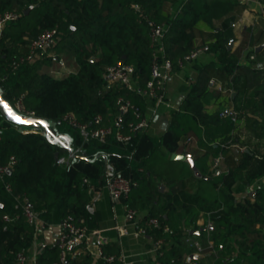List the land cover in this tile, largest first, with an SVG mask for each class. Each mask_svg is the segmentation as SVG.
Masks as SVG:
<instances>
[{
    "label": "trees",
    "instance_id": "obj_1",
    "mask_svg": "<svg viewBox=\"0 0 264 264\" xmlns=\"http://www.w3.org/2000/svg\"><path fill=\"white\" fill-rule=\"evenodd\" d=\"M16 5L20 16L7 22L0 34L3 95L13 105L22 96L25 108L35 115L60 121L58 129L73 136L80 156L68 164L58 163L55 152L68 156L66 149L47 140L39 129L19 131L20 126L4 119L0 112V162L7 164L12 155L16 158L9 167L11 172L0 177V201L4 203L0 206V264H15L16 253L27 251L33 243L35 226L22 213L25 198L46 225L69 215L83 225L92 204L89 185L83 180L88 177L93 184L104 183L108 171L137 179V186L126 199L127 206L137 210L155 198L158 178L166 175L181 180L180 192L173 187L174 195L182 194V205L187 210L180 224L172 215L171 201L154 202L149 211L148 217L157 216L170 228H148L156 240H164L158 249L160 264H192L193 260L197 264H264V180L259 182L253 200L237 199L234 193L264 177V150L246 148L236 152L232 146L240 141L234 132L240 121L264 140V68H260L264 47L256 50L264 30L261 27L254 33L246 28L236 49L228 48L231 36L226 26L238 19L245 4L241 0H0L1 11L16 10ZM149 20L169 26L163 43L175 70L184 69L179 66L180 58L200 45L209 46L198 58L186 62L195 70L193 81L185 84L183 99L172 110L169 126L160 137L148 131H130L129 122L139 120L130 109L124 119V132L132 134L130 141L121 142L113 136L106 142L85 141L78 128L64 119L65 114L71 112L80 122L89 124L97 114L107 122L113 121L120 114V95L146 112L150 100L139 89L151 79L155 54ZM261 25L264 27V20ZM56 26L60 31L57 42L48 47L54 55L45 53L14 68L13 60L29 52L32 39ZM249 46L250 64H240L242 52ZM62 53L75 56L79 67L58 78L53 71ZM209 53L215 59L198 62ZM121 58L136 66L137 89L106 79V66ZM212 77L229 80L227 90L213 100L215 90L209 86ZM229 104L237 110L236 120L226 113ZM183 135L196 140L190 151L201 176H196L189 162L171 158V153L179 150ZM102 152L108 154L107 160L102 156L95 160L84 157ZM220 154L228 169L215 174L212 161ZM8 183L12 191H8ZM200 199L206 204L218 202L223 208L212 216L214 229H209L208 221L197 223L204 208L196 206ZM6 213L13 218L5 219ZM193 229L200 233H191ZM208 231L212 232V246ZM193 236L203 243L204 252L189 260L194 250L189 237ZM104 249L110 254L119 253L113 245L105 244ZM59 254L57 244L47 246L37 262L53 264ZM69 261L92 264V256L71 255ZM96 264L122 263L99 258Z\"/></svg>",
    "mask_w": 264,
    "mask_h": 264
},
{
    "label": "built area",
    "instance_id": "obj_2",
    "mask_svg": "<svg viewBox=\"0 0 264 264\" xmlns=\"http://www.w3.org/2000/svg\"><path fill=\"white\" fill-rule=\"evenodd\" d=\"M139 7L138 5H135ZM20 16V12L17 10H0V34L7 22L14 21ZM151 27V37L153 45L155 46V54L151 65V79L147 81L146 86L139 89V92L150 100V105L148 104V111L143 112L141 107L133 103L129 98H125L120 95L117 98V104L120 109V114L117 115L113 121L107 122L102 114H97L93 121L89 123L80 122L73 113L69 112L64 115V119L69 122L72 126L78 128L79 133L84 138L85 141L89 140H99L101 142H106L110 136H113L116 140L121 142H128L132 139L131 133L124 132V119L126 114L132 110L135 116L139 119L138 121L129 122L130 131H147L150 127L153 118L159 113V108L161 105L167 107H174L168 100L167 87L172 76L175 73V68L172 59L167 55L163 37L164 33L168 30L169 26L165 23L158 24L153 20H149ZM58 27H53L51 29H46L42 31L37 37L32 39L30 43V50L27 54L21 55L19 58L13 60L14 68H17L20 64L31 62L39 59L46 53L47 56H53V52L48 51V47L57 42L59 36ZM209 49L207 44L200 45L193 49L191 52L186 54L184 58L179 59V66L185 67L186 62H191L198 58L202 53ZM251 58H255L252 54ZM60 65L65 68L67 66V60L61 56L58 58ZM105 77L111 83L122 84L127 86L129 89H137L136 83L137 79V68L134 64L126 62L123 58L117 60L115 63L106 66ZM209 86L212 90H223L226 91V85H223L221 80L212 77L209 82ZM231 88L230 90H232ZM19 111L25 112L30 115H35L33 110H28L25 108L22 96L17 98L14 105ZM177 108V107H176ZM226 113L231 115L234 120L237 118V110L230 106L227 108ZM242 122H238V127L241 126ZM237 127V128H238ZM236 128V130H237ZM31 131V130H28ZM235 132V131H234ZM183 144L188 145L192 142L193 137L184 135ZM2 139V132L0 131V140ZM180 142V141H179ZM232 146L238 147L241 150L247 148V146L241 145L238 141L233 142ZM248 149V148H247ZM80 147H74V152L78 153ZM133 154V151H131ZM184 155L187 158H193L194 155L190 150H186ZM72 160L71 156H59L57 158L58 163L68 164ZM224 161L223 155H218L213 160V167H218ZM16 162L14 155L10 157L7 164H2L0 162V177H5L6 172L9 167ZM84 183L89 185V192L93 199L99 197V189L105 188L113 199H127L132 190L137 186L138 181L132 175H124L121 172L108 171L106 175V182L101 184H93L88 177L84 178ZM8 191H12V186L8 183L6 185ZM255 188V187H254ZM251 189L253 187L251 186ZM22 213L25 215L29 224L35 226L36 233L41 232L45 227L46 223L39 216V213L32 207L31 203L25 198L22 203ZM138 210L136 208L127 207L126 209V220L132 222L136 219ZM19 214L15 218H18ZM4 218L7 220L12 219L10 214L6 213ZM212 224V222H209ZM60 232L58 234L57 245L60 250L59 259L53 264H70L69 258L71 255L74 257H79L85 255L87 252V247L89 243V232L86 226L79 224L77 220L69 215L60 221ZM164 230H169L168 225H162V222L157 216L147 217L142 224L137 226L135 231L136 235H146L148 234V228H162ZM117 229L120 231L121 235L127 232L125 226L117 225ZM99 237L100 243L105 244L108 242V238L103 235L100 231H96ZM157 246H162L164 244L163 238L156 240ZM209 244L213 245V238H209ZM190 245L194 248L192 253L200 254L204 252L203 243L200 240H191ZM98 256L106 261L119 260L122 264H135L134 260L129 258L126 253L110 254L107 253L102 245L99 246ZM28 255L26 251L20 250L16 253V263L15 264H27ZM192 264H197L196 261H192Z\"/></svg>",
    "mask_w": 264,
    "mask_h": 264
},
{
    "label": "crops",
    "instance_id": "obj_3",
    "mask_svg": "<svg viewBox=\"0 0 264 264\" xmlns=\"http://www.w3.org/2000/svg\"><path fill=\"white\" fill-rule=\"evenodd\" d=\"M241 2L245 4L243 7L242 14L238 17L236 21L231 22L234 28H238L239 25L242 24L241 31L234 40L233 46L231 48L232 50H235L236 47L239 45L243 37L244 29H246L250 24H252L251 31L254 33H256L261 27L264 30L263 25H261V23L264 20V2L262 0H256V1L241 0ZM251 3L253 6L249 7L248 4L250 5ZM255 7L257 8V10H259L258 13L254 10ZM256 21L257 24L260 25L254 24ZM263 43H264V38L259 44H256V47ZM250 48H252V46H249V48H246L242 52V55L239 60L240 64H250V60L248 57V51L250 50ZM61 56H63L67 60V66L63 68L58 62L57 67L53 71L54 76L58 78L68 75L71 72H76L79 67L75 56L72 55L66 56L63 53L60 55V57ZM206 57H207L206 55L200 57V60L198 62L202 63L203 59H206ZM211 58L215 59V56L212 55ZM205 63H207V61ZM260 68L262 69L264 68V63L260 64ZM194 71H195L194 68L191 66L188 67L186 66L182 70L175 71L167 87L168 100L171 102V104L174 107H167L165 105L160 106L159 113L153 118L152 123L147 130L149 134L155 137H160L164 133V131L168 128L172 116L171 114L172 110L176 109V107L178 108L179 103L181 102L184 96L185 83H188V81H185V79H183L184 78L183 76L186 73H188L190 76H193ZM222 83L223 85L227 86L229 84V80L225 79L222 81ZM148 104L150 105V102ZM257 118L260 120L261 119L260 115H258ZM18 130L20 131V127L18 128ZM28 130H30V128H27V130H25L24 132ZM240 131L242 132L247 131L248 134H250V136L248 137L247 134H243V133L240 134ZM235 133H237L240 136V141L238 142L241 145L244 146L247 143V145L250 146V149L256 152H262L264 150V140L259 139V137H257L247 127V125L244 122H242L241 126H239L237 130L235 129ZM253 137L254 138L256 137L255 141L252 139ZM184 138L185 137L183 135L180 139L179 150L171 153L172 159H174L172 157L174 153L184 154L186 150L193 151V149L191 148L193 146H196L197 143L194 137L192 142L188 145L183 144ZM249 146L247 147L248 149ZM234 148L236 152L239 150L238 147H234ZM175 159L186 161L181 158H175ZM212 167H213V161H212ZM227 169H228V164L224 160L216 168L215 174H218ZM263 180L264 177H261L253 181L252 183H249L248 185L245 186L243 185L244 186L243 188L240 187V189L234 192L235 197L237 199L250 198L251 200H253L257 192V186L259 182ZM161 184L165 185L163 191L159 190V186ZM174 186L178 188L177 189L178 191L182 190L181 180L176 181L173 180L170 176H166V175H163V177L158 178V187L155 188L154 190L155 198L152 201H149L142 209L138 210L136 219L133 220L132 222H128L126 220V209L128 207L126 199H121V200L113 199L105 188L99 189L98 192L99 197L97 199L92 198L90 212L85 218V223L83 224L84 226H86L89 232V243L86 253L92 256V264H96L97 260L100 258L98 256L99 246L102 245L104 249L105 244L116 246V249L119 252L118 254L123 252L126 253L129 258L134 260L135 264H160L158 260V249L161 246H157L155 237L151 233H148L146 235H136L135 231L137 229V226H139V224H142L143 221L148 217L150 208L152 207L154 202H158V201H160L161 203H167L171 201L172 202L171 208L173 209L172 215L179 224L181 223V220L180 218H178V216H176V213L179 210H181V208L185 209V207L182 205V200L180 202L175 200V198L182 199L183 196L182 194L174 195V190H175V188H173ZM251 186L253 187V189H251ZM6 201H9L7 196H6ZM1 203L4 205L3 202ZM196 206L199 208L204 207L201 210V214L197 220V223L202 225L206 221H208V225L210 226L209 229H214L216 223L215 220L212 219V216L218 213L219 210L223 209L220 203L212 202L211 204H206L200 199L198 202H196ZM206 214L208 216L207 218H206ZM209 222H212V224H209ZM59 224H60V219H57L51 222L50 224L46 225V227L41 232L35 233L33 243L30 246V248L26 251L28 255L27 264H38L37 258L40 252L43 251V249L46 248L47 246L57 244L58 234L60 232ZM117 225L125 226L127 228V232L121 235L120 231L117 229ZM96 231H100L103 235H105L108 238V242L105 244H101L99 237L96 234ZM207 236H209V238H213L212 232L208 231ZM194 239L198 240V238L195 236L189 237V241ZM201 255H203V252L199 254V256Z\"/></svg>",
    "mask_w": 264,
    "mask_h": 264
},
{
    "label": "water",
    "instance_id": "obj_4",
    "mask_svg": "<svg viewBox=\"0 0 264 264\" xmlns=\"http://www.w3.org/2000/svg\"><path fill=\"white\" fill-rule=\"evenodd\" d=\"M33 5L29 6L27 9H25V13H28ZM234 43V38L231 37L230 41L228 43V48L231 49ZM264 43L260 44L256 47V50H260L263 48ZM6 105V107H5ZM0 112L4 119H7L9 121H12L20 126V131L24 132L27 130V128H30V130L39 129L43 135L49 140L50 142L56 144L59 147H62L66 149L71 156V158L74 160L78 158L80 155L76 152H74V145H73V136L69 132H63L60 131L57 127V124L60 121L48 119L42 116L37 115H30L25 112L19 111L5 96L3 95V88L0 85ZM29 121V123H20L19 121ZM99 156L104 157L106 160L108 159L107 153H100L93 157H87L85 158L89 160H95ZM59 157V152H55V158L57 159ZM173 158H181L189 162L193 170L195 171V174L198 176H201V172L198 170L195 164V160L193 158H187L182 153H174ZM9 172H11V169H8ZM164 184H161L159 186V190L163 191ZM255 194V193H254ZM0 206H3V204L0 202ZM199 229L191 230V233H199ZM199 257V254L192 253L189 257V260H192L193 258Z\"/></svg>",
    "mask_w": 264,
    "mask_h": 264
},
{
    "label": "rangeland",
    "instance_id": "obj_5",
    "mask_svg": "<svg viewBox=\"0 0 264 264\" xmlns=\"http://www.w3.org/2000/svg\"><path fill=\"white\" fill-rule=\"evenodd\" d=\"M256 1V0H255ZM248 6L250 7H252L253 5H252V3L249 5L248 4ZM15 8H16V10H18L17 8H19V6H15ZM254 10L258 13L259 12V10H257V8L255 7L254 8ZM255 20V19H254ZM254 24H257V21L254 23ZM242 25V24H241ZM241 25H239V27L238 28H234V26L231 24V23H229L227 26H226V30H227V33H228V35L229 36H231V37H233L234 38V40L236 39V37H237V35L240 33V31H241V28H242V26ZM249 30H252V24H250L248 27H247ZM207 57H206V59H203L204 60V62H206V61H211V53H209V54H205ZM241 60H244V59H241ZM203 62V61H202ZM211 69L212 70H214L215 68H214V66H211ZM184 78L183 79H185V81H188V83L187 84H189V83H191L192 81H193V77L192 76H190L188 73H186L184 76H183ZM186 84V83H185ZM185 87V86H184ZM222 92H224L223 90H215L214 91V93L211 95L212 97V100L214 99V97H216V95H220ZM229 106H232V104H229ZM247 134V136L249 137L250 136V134H248V132L247 131H245V132H242V131H240V134ZM235 135H237V136H239L237 133H235ZM239 138H240V136H239ZM254 141L256 140V137L254 138H252ZM244 146H249V145H247V143L244 145ZM249 148H250V146H249ZM175 200H177V201H180L181 202V199L179 198H175ZM187 214V210L186 209H184V208H181V210H179L177 213H176V216H178V218H180V219H183L184 218V216Z\"/></svg>",
    "mask_w": 264,
    "mask_h": 264
},
{
    "label": "snow or ice",
    "instance_id": "obj_6",
    "mask_svg": "<svg viewBox=\"0 0 264 264\" xmlns=\"http://www.w3.org/2000/svg\"><path fill=\"white\" fill-rule=\"evenodd\" d=\"M5 107H6V105H5ZM19 122L20 123H29V121H23V120H20Z\"/></svg>",
    "mask_w": 264,
    "mask_h": 264
}]
</instances>
